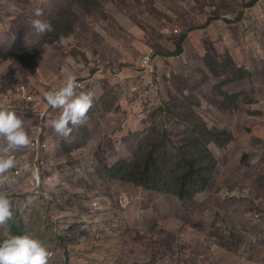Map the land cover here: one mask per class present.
I'll return each instance as SVG.
<instances>
[{
	"label": "rangeland",
	"instance_id": "1",
	"mask_svg": "<svg viewBox=\"0 0 264 264\" xmlns=\"http://www.w3.org/2000/svg\"><path fill=\"white\" fill-rule=\"evenodd\" d=\"M247 1L0 0V91L20 81L14 54L33 49L40 53L39 94L59 89L71 73L90 83L87 91L99 99L91 116L63 137L68 142L60 144L59 156L49 159L42 152L38 160L25 146L19 158L25 178L10 185L26 191L31 180L40 179V185L53 186L45 204L17 192L10 199L23 217V234L44 243L52 264H264V211L256 208H264V8L258 15L264 0ZM33 19L49 22L51 35L36 32ZM187 28L178 54V39ZM148 49L150 71L143 67ZM230 59L251 71L246 81L228 83L237 76ZM224 90L236 93V108ZM14 100L15 92L0 97V107ZM167 104L181 115L166 119ZM11 111L34 137L39 125L33 116L40 111L26 105ZM165 121L176 139L197 124L200 136L214 141L202 123L233 132L228 144H209L217 168L194 202L131 190L106 167L130 149L144 151ZM115 127L121 130L112 140L103 136ZM108 144L119 154L94 155L96 145ZM74 159L72 167L66 164ZM41 161L45 168L35 169ZM74 172L80 180H73ZM229 196L240 220L226 214ZM185 216L201 222L185 226ZM11 224H0V234ZM95 227L112 235L92 236ZM161 243L169 250L158 251Z\"/></svg>",
	"mask_w": 264,
	"mask_h": 264
},
{
	"label": "trees",
	"instance_id": "2",
	"mask_svg": "<svg viewBox=\"0 0 264 264\" xmlns=\"http://www.w3.org/2000/svg\"><path fill=\"white\" fill-rule=\"evenodd\" d=\"M247 2L249 3V5H252L254 3L252 0H248ZM259 6L260 11H258V15L264 8L262 5ZM208 24H206L205 26H207ZM187 30L188 31L182 34L178 39L176 45L178 54H181V45L187 39V33L190 32L189 28H187ZM51 33L52 31L46 32V36H50ZM39 54L40 53L38 52V50L23 49L20 50V52L14 54V56L12 57L15 59V63L13 64L19 71L20 81L17 84L10 85L8 89L0 91V97L2 98L10 96L12 92H16V100L8 109L5 110H18V107L24 105L26 96L41 95L39 94L41 79H39L37 71V68L39 66L37 58ZM230 60L231 65H233L234 77L236 75L237 76L235 78V81H229L228 83L230 84L231 82L238 83L246 81L247 79L245 77L247 74L251 76V71L241 69L233 59ZM210 71L218 74L219 76H223L218 73L217 68H211ZM10 73L13 74L14 72ZM79 81H77V83ZM23 86L26 87V92H24V90L22 89ZM87 86H91L90 83H87ZM40 93H42V91H40ZM222 95L225 96L226 100L232 99L231 104L235 105L236 108V93L230 90H224L222 91ZM42 98L45 100V95L42 96ZM95 100L98 101L99 99L94 98L92 107L88 110L87 113L88 117L91 116L93 109H95ZM0 110L3 109L0 108ZM40 113L41 114L36 117L33 122L38 124L39 126H37V129L43 130L44 135L47 136V148H39L38 153L50 152L54 153V156L57 157L59 156L58 150L60 149V144L63 143L64 140L68 142V140L63 138V136L56 133L51 126V121L57 118L60 113L50 106H48L45 111ZM181 113L182 111L179 108H173L172 106L167 104L165 118H177L181 115ZM47 118H50V124L47 128H45V122ZM159 126L160 133H154L152 136H150L148 140L149 142H147L144 146V151L136 150L135 148L130 149V152L128 154H122L121 158L116 162H112L114 164L110 167L106 164L105 165L114 176H119L123 181L128 183L131 190H134L135 188L141 189L144 192L149 190L155 193L172 195L178 200L194 202L199 195L206 193L208 187L212 183V174L217 168V161L209 149V144L215 143L219 147H221V145L228 144L233 139V132L225 129H208L206 124L202 123V130H204L206 134L210 135L215 142L200 136L202 132L197 130L200 129L197 124H195L194 131L185 136H182L181 138L179 137L176 139L172 135L173 132L167 129L166 121L164 122V124ZM118 130H121V128L115 127L111 132L107 130L103 134V136L106 135V138L108 140H112V135ZM222 140L223 144L221 143ZM130 141L131 143H133L131 137ZM91 146L93 147V145ZM93 153L96 157H100L102 154H119V150L112 144H108L107 146L102 145L100 147L96 145V147H94ZM0 154L4 155L2 151H0ZM74 163H76L75 159L67 161L66 164L72 167ZM247 166H249V164ZM39 168H44V162L41 161L38 165L35 166V169ZM11 169H9L4 174L9 176V171ZM76 169L74 170L77 171ZM22 179L23 177L20 180ZM10 181H12L13 183L9 184L8 180L0 182V192L6 193L9 199L12 198L15 192L24 197L25 195L23 193L15 191V188L10 187V185L15 184L14 180L10 179ZM40 188L41 196L39 197L37 202H42L45 204L47 200L46 191H51L53 189V186L40 185ZM250 192L251 191H248L245 197H247ZM257 197L259 198L260 196L257 195ZM226 200H228L226 214H228L229 216H234L240 220V211L233 203L235 198L233 196H229L228 198H226ZM203 206L204 205L202 204L201 207ZM257 206L258 207L256 208L258 209V211H264L263 207H260V205ZM11 211L13 212V216L10 220H8V225H10L11 222L12 224L8 228L9 231L7 230L1 232L0 241L10 238L12 235L23 234L22 230L25 224L22 220V215L18 210H14L12 205ZM191 219L192 220L190 221L189 217L185 216V226L195 227L201 222L195 219V216L191 217ZM227 224L228 223L226 222V225ZM231 227H233V225H231ZM101 232L104 233L103 228H101ZM145 249L147 248H144V250ZM168 250L169 249L166 248V244L161 243V247H159L158 251ZM49 264H52V261L50 259Z\"/></svg>",
	"mask_w": 264,
	"mask_h": 264
},
{
	"label": "clouds",
	"instance_id": "3",
	"mask_svg": "<svg viewBox=\"0 0 264 264\" xmlns=\"http://www.w3.org/2000/svg\"><path fill=\"white\" fill-rule=\"evenodd\" d=\"M40 15L41 11L37 9L36 16L38 17ZM31 23L32 27L38 33L53 31V26L47 21L33 19ZM78 83H82L84 85L85 92L78 93ZM78 83L76 76L70 73L67 76L66 82L63 84V86L57 90L48 91L45 93L47 105L53 109H60L59 116L51 121V126L56 133L63 137H68L72 133L74 127L82 125L85 122L88 110L92 107L94 101L95 93L91 90L87 91V84L85 85L83 80L79 81ZM30 99L31 97L27 96L24 103V105L27 106L28 111L36 109L30 106V101H28ZM13 102H11L9 105L0 107L3 109L0 110V139H2L0 140V151L4 153V155L0 154V174H4L12 168L9 171V176L4 174L5 178L9 181V184L13 183L10 181V179L14 180L15 184H18L19 181H23L25 178L24 172L19 166L22 164V162L19 161L21 152L26 147H28L30 150L35 151V158L38 157L39 160L41 152L38 153V149L47 148V136L44 135L43 130L39 129L34 137L32 136L30 138L25 130L24 121L14 111L5 110L8 109L13 104ZM40 114L41 113L36 114L33 117L36 118ZM49 124L50 118H47L45 122V128H47ZM35 139H38L39 141L38 147L32 146V142L35 141ZM43 143L46 144L45 148L42 147ZM45 154L49 159L51 158L52 153L45 152ZM107 165L110 167L109 164ZM43 172H46L45 169H43ZM76 174L77 172H74L71 176L73 177L74 181L81 179ZM50 175L47 177L50 178ZM22 177L23 179L20 180ZM58 178L62 181H65V179L63 180V177L60 175V173H58ZM38 181H40V179H38L36 183H33L31 180V184L25 189L26 191L19 190V192L23 193L26 198H34L33 202H37V199H39L41 196V188ZM36 189L38 190L39 194L34 193V190ZM50 192L53 193V190ZM156 194L162 195L160 193ZM12 216L13 212L11 211V200L6 193L0 192V224L10 220ZM101 228H103L104 234L106 236L112 235L106 233L104 227H95L91 230L92 236L96 234L101 236ZM111 228L112 231H115L116 229L113 227ZM225 234L230 235V233L227 231ZM215 238L221 240V237L217 233ZM49 258L50 253L47 247L40 239L32 236L31 234L25 233L12 235L10 238L0 241V264H49Z\"/></svg>",
	"mask_w": 264,
	"mask_h": 264
},
{
	"label": "crops",
	"instance_id": "4",
	"mask_svg": "<svg viewBox=\"0 0 264 264\" xmlns=\"http://www.w3.org/2000/svg\"><path fill=\"white\" fill-rule=\"evenodd\" d=\"M81 71H77V73L79 74ZM43 84V83H42ZM22 89L24 90V92H26V87L23 86ZM50 90H46V91H43L42 90V93L40 96H35V95H31V99L29 100L30 101V106L32 108H36L37 110L39 111H45L48 107L46 101L42 98V96L45 95L46 92H48ZM27 97V96H26ZM39 102V103H38ZM56 110L57 112L60 113V109H54Z\"/></svg>",
	"mask_w": 264,
	"mask_h": 264
},
{
	"label": "built area",
	"instance_id": "5",
	"mask_svg": "<svg viewBox=\"0 0 264 264\" xmlns=\"http://www.w3.org/2000/svg\"><path fill=\"white\" fill-rule=\"evenodd\" d=\"M145 55H147V56H146V58H145L144 63L147 64V65H145V66H143V67L148 68L149 71H150V70H151V66L148 65V63L151 61L150 58L153 56V50H152V49H148V50L145 52ZM77 88H78V89H77L78 93H80V92H85V87H84V85H83L82 83H78V84H77ZM32 146H35V147H38V146H39V141H38V139H35V141L32 142ZM45 146H46V144L43 143L42 147L45 148Z\"/></svg>",
	"mask_w": 264,
	"mask_h": 264
}]
</instances>
